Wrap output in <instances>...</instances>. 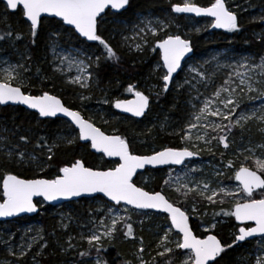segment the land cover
<instances>
[{
	"label": "snow or ice",
	"instance_id": "1",
	"mask_svg": "<svg viewBox=\"0 0 264 264\" xmlns=\"http://www.w3.org/2000/svg\"><path fill=\"white\" fill-rule=\"evenodd\" d=\"M0 4H3L6 10L22 12L25 22L29 25L33 46L37 44L38 30L44 14L59 18L57 21L59 28L65 31L74 30L79 37L98 42L103 52L93 59L91 56L82 55L79 49L75 52L65 51L60 44L59 30H54L48 36L49 46L58 61L53 71L63 75L65 64L69 67L74 65L76 68V74L66 81L68 84L78 85L81 89L87 90H91L94 86L98 87L97 70L101 66L102 57L105 61L118 59L110 42L98 34V18H101L106 10H115L114 14L127 10L130 0H0ZM171 11L209 16L214 18L213 28L225 29L229 32L239 30L237 16L229 10L225 0H212L207 7L197 6L191 0H184L182 4H173ZM171 22L170 18L167 22L159 21L155 26H149L141 21V26L134 27L136 35L151 33L156 39L155 48L159 49L163 61L162 69L166 70L161 77L165 93L169 91L174 74L181 69L182 60L193 51L191 42L181 38L180 35L157 36L156 28L164 32ZM65 26L71 27L68 29ZM5 39L14 41L22 39V36L9 30L0 34V41ZM141 39L148 43L146 36H141ZM135 48L142 51L143 45L136 43ZM30 60L31 57L28 56L25 63L20 64L13 63L6 57H0V105L9 103L24 105L27 109L35 110L41 118L57 117L58 114H62L63 117L68 118L66 121L68 132L56 137L51 144L48 142V137L37 138L35 147L42 153L46 150V159L21 150L19 145L10 147L5 143L6 163L36 164L42 170H46L54 162L55 149L59 147V142H63L66 146H74L79 141L90 142L91 149L107 157H117L118 162L115 167L102 170L86 166L82 159H74L70 163L59 166L54 178L27 179L10 171H4L0 173V189H2L0 218L38 212V207L33 202L34 196L43 197L44 201H54L59 198L70 199L82 195L101 194L100 199L103 205L98 207L95 213L103 214L99 216L98 224L95 220L91 221L93 227L89 229L87 235L81 234V239L87 241L88 250L79 252L81 257H87L91 250H94L97 253L95 264H107L100 258L103 250L102 239L113 237L117 231H121L126 237L132 236L133 223L130 221L133 214L147 217L150 221L151 216L146 210H153V215L163 214L165 223L156 228L155 234L160 237L157 244L158 250L150 261L143 258L146 250L141 237V246L137 255L139 264H209V262L219 264V259L223 258V254L229 249L254 237L258 238L256 245L258 255L255 257L254 264H264V143L257 146L259 155L255 159L254 168L242 163L237 169L231 162L229 163L228 167L234 172V179L239 182L235 192L220 186L219 180L216 181L217 187L213 188L211 186L213 181L192 179L189 173H194L196 169H189V173H186L183 178L174 177L169 172L159 190H147L146 187L137 186L134 182L137 170L144 169L146 165L179 166L184 165L186 160L198 156L199 153L192 150L198 147L196 142L203 141L210 150L212 142L216 141L228 149L229 136L235 128L239 127L243 130L253 119L264 124V106L249 113L245 111L239 98V93L244 92L246 88L248 93H256L249 96L250 100L259 98L264 104V90L257 86L264 85V57L259 63L237 62L228 73V78L210 97H204V94L191 83L186 75L183 84L178 85L177 90L188 85L196 90L197 95L189 97L191 109L186 124L175 134L179 135L181 141L186 142L187 146H167L160 150H153L150 155L134 154L129 140L118 134H105L92 119L85 118L81 111L66 106L56 95L48 91L37 95L26 91L31 86V77L25 75L31 71ZM193 72L200 78L197 82H204V86L207 87L206 81L211 77L196 66L189 69V74ZM40 75V69L37 68L36 76ZM46 79L47 77L44 78ZM44 80L41 83H44ZM126 91L132 93L135 99L116 98L113 102L105 94L106 98L100 103L108 104L124 113H131L134 117L144 116L150 106V97L141 91H136L135 86L131 84ZM81 99H88V97L81 93ZM164 127L165 125L162 124L161 128ZM261 131L264 132V129ZM19 141L29 143L30 137L20 135ZM247 151L250 155H256V151L251 148ZM248 158L246 156L245 160L247 161ZM221 175L226 176V173L217 171V176ZM166 190L174 191L177 194L176 199H170L166 195ZM257 190H260V198H256ZM194 194L210 206L223 205L227 199L232 198L234 203L231 210L221 209L219 214L235 217V220L241 223L254 222V226L239 227L238 232L234 233L232 243H224L215 234L198 238L189 225V213L185 207ZM237 196L240 198L236 199ZM196 203L197 201L193 200L192 212L198 214ZM141 225L143 227V222ZM99 227H102L104 231H98ZM160 233L163 235L161 236ZM173 237L176 239L174 240ZM32 239L35 240V237ZM73 239V237L69 238L68 247L75 249L76 245L71 242ZM0 244L6 246L9 253L17 259H23L32 248V243L28 242L26 246L21 243L17 250L11 244V234L7 240L0 238ZM170 244H174V247H170ZM45 246L41 245V247ZM36 255L41 253L38 252Z\"/></svg>",
	"mask_w": 264,
	"mask_h": 264
},
{
	"label": "rangeland",
	"instance_id": "2",
	"mask_svg": "<svg viewBox=\"0 0 264 264\" xmlns=\"http://www.w3.org/2000/svg\"><path fill=\"white\" fill-rule=\"evenodd\" d=\"M183 2L184 0H180L179 4H182ZM191 2L195 3V0H191ZM227 2H233V5L231 8H229V10L235 13L236 15H240L238 19V24H245L246 26L248 24H253V27H249L248 30V33L252 36V38L258 40L264 37V19H261V17H264V0H257L256 2H253L251 0H244V2H240L239 0H225V3ZM175 17L176 13L172 12L171 10L162 11L161 13L153 12L152 10H147L144 13H135L133 15V18L130 19V21L128 22L124 20L113 19L112 21H110L111 24L108 31H101L99 34L103 38L108 40L114 49L116 48L115 51H123L128 55L132 56V58H139V56H145L150 62V72L148 70L149 75L153 78L161 80V87H163V81L161 77L164 74V70L162 69V63L159 59V52L155 50L154 45L156 39L152 37L151 33H142L139 36L136 35L134 27L138 28L139 26H141V21H143L144 24H149V26H155L157 22H167L171 18L172 22L170 23L169 27L164 30V32H160L159 28H156L157 36L165 37L167 34L180 35L177 31L181 30V36H184L185 39H190L191 33H196L197 36L205 35L203 37L204 41H207L209 38H212L211 33L209 31L207 32L208 28L209 30H211V20H209L208 22H196L193 18L186 17L185 25L182 26L176 21ZM59 31L61 33L60 44L62 45L65 51L75 52L77 49H79L82 55L91 56L93 59L95 58V56H100L103 52V49L100 48L101 46L98 44V42L95 43L96 46L93 48H84L80 45L77 46L73 44L70 33L66 32L64 33V35H62L63 32H61V30ZM238 31H240V27L239 30L231 32L228 31L227 37L224 36L220 38V40L224 42L226 46H221L220 48L214 49L212 48L207 50L204 54H200L190 58L184 64L182 71L170 83V91L172 93H180L183 96V117L177 120L176 122H174L173 120L166 121L165 118L157 117L154 118L151 125L159 132H165L166 134H173L177 136L179 141L183 145L182 147L187 146V143L182 142L180 136L176 135L175 133L179 132L181 127H184L186 124L188 113L191 109L189 97H195L197 95L196 90L191 89L188 85H184L183 88L177 90V86L183 84L186 75L188 76L191 83L195 84L196 88L204 94V97H210L214 95L216 89L223 84L225 79L228 78V73L232 71V66L235 65L237 62L259 63L260 59L264 57V50L259 53H251L247 51L236 50L233 46H231L230 41L232 37H230V35L233 32ZM141 36H146L148 43H145L141 39ZM136 43H141L143 45L142 51L136 50ZM149 44L151 46H149ZM49 45L50 41H48V45L46 47V56L43 58L44 62H46L47 70L43 77H47V79L44 80L47 86V88L44 87V91H48L51 94L50 90L57 89L60 92V90L62 91L66 87L74 88L76 92L78 91V94L73 98L77 100V110L81 111L83 116H85L86 118H90L93 121L96 120L99 124L101 123V125H107L109 121L114 120L115 117L111 114L108 109H113V107H110V105L108 104L100 103V101L105 99L106 96L104 94V89L99 85V83L98 87L94 86L91 90L81 89L78 85L68 84L66 82L68 78L76 74V68L74 65L69 67L67 64H65L63 75L53 71V69L57 67L58 61L56 60V57ZM154 53L156 54L153 55ZM28 56V53H16L11 55H4L1 57H6L13 63L23 64L25 63L26 58ZM30 65L32 66L33 64L30 63ZM193 66L201 68V70L206 73L208 77H211V79H208L206 81L207 87L204 86V82H197L200 78L196 77L194 72L189 74V69ZM25 75L31 77V79L34 78L32 70L29 73H25ZM40 83L41 79L36 81V85L31 84L30 87L33 88L35 86H39ZM236 83L238 84V80L236 81ZM128 85L130 84H126L123 88L126 90ZM131 85L135 86L136 91H141L145 95H148L150 97V100L151 96L157 94V89L159 88V84L157 85L155 81H151L150 79H148L147 81L145 80L141 83L135 82ZM257 86L264 90V85ZM28 92L31 93L32 89L29 88ZM81 93L85 97H88V99H81ZM52 95L55 94L52 93ZM122 95L123 91L121 90L111 100L114 102L116 98L120 99ZM253 95H256V93H248L246 88L244 92L239 93V98L242 101V106L244 107L245 111L249 113L253 110H258L261 106H264V104H262V100L259 98L250 100L249 96ZM131 96H133L132 93H130L129 95L124 93V98L121 99H129ZM162 124L165 125L163 129L161 128ZM261 129H264V124H261L258 120L255 119L249 121L243 130H241L239 127L235 128L229 136L228 149H225L223 145L218 144L216 141L212 142L210 150L209 146L206 145L203 141L196 142L198 143V147L193 148L192 150L197 151L199 153L198 156L186 161L184 165H180L178 167H166L161 169L159 177H161L160 179H162V184L164 178L167 177L169 172H171L174 177L178 176L180 178H183L186 173H189V169H196L197 171H195L194 173H189L192 179L213 181L211 185L213 188L217 187L216 181L219 180L220 186L227 187L229 190L235 192L239 184L235 181L234 172L228 167V165L231 162L233 166L238 169L242 163H250L251 167H255V159L257 158V155H259V150L257 149V146L259 144L264 143V132H262ZM67 132L68 127H66L61 133H59L57 137L62 136ZM6 133L7 132L4 128L0 129V156H5L4 152L6 143ZM249 148L255 150L256 155H250L247 151V149ZM246 156L249 157L247 161L245 160ZM25 164L28 165L27 163ZM32 165L37 170L41 169V167L37 166L36 164ZM112 167H115V165ZM217 171L226 173V176L221 175L218 177ZM145 178H148V176H145ZM147 183H149V181H147ZM166 194L176 199L177 194L174 191L166 190ZM260 196L261 193L260 191H258L256 193V198H260ZM239 198L240 196L236 197V199ZM190 199H197L198 203L210 206L207 204L206 201L200 200L199 196L195 194ZM190 199L187 205H185L189 213V218L198 219L200 217L199 211L198 214L192 212L193 202H191ZM85 200L88 202L87 206L89 208L87 209L89 211H87L85 215L80 213V211L75 208L76 206H71V204H63L60 206L53 207V209L51 210V212L48 213L46 218L51 225V230L60 236L61 240L65 243L68 250L73 254L75 259L70 260L69 264H95V260L97 258V253L94 250H91L90 255L87 257H81L79 255V252L88 250L87 241L81 239V234L87 235L89 233V229L93 227L91 221L95 220L97 224L99 223V216L103 213H95V210L98 207H102L103 201L100 199V197L88 198ZM233 203L234 200L232 198L227 199V201L224 203L225 205L223 206V210L230 211ZM40 204L41 206H44L42 202H40ZM74 204L75 202H73L72 205ZM196 207L198 208L197 203ZM148 213L151 216L150 221L147 217L133 214L132 220L130 221L131 223H133V235L130 237H126L121 231H117L113 237H105L102 239V249L105 248V246L109 243L118 241L119 239L122 241H126L132 246H134V251L129 252V257L126 263L139 264L137 255L138 250L141 246L140 240L142 237L143 247L146 250L143 254V258L144 260L150 261L149 259L152 258V254L156 255V251L158 250L157 244L160 237L155 234L156 228L158 225L165 223V221L164 215H153V213L151 212ZM41 214H43V211L41 212ZM121 214L123 215V213ZM105 219L109 218L105 217ZM141 222H143V227L141 225ZM213 225H215V227H213ZM239 227L241 226L235 224L234 230L232 229L231 236L233 238L234 233L238 232ZM215 228L216 222H212L207 225H202L199 229H201V231L207 234H213V230ZM205 229H209V231H205ZM97 230L100 232L104 231L102 227H99ZM9 234L10 233L6 231V228H0V238L7 240ZM160 235L162 236L163 233H160ZM33 237H35V240L32 239ZM40 237H44V228L42 227L39 221H35L31 224H27V226H21L19 228L18 235H13L11 233V244L14 248L18 250V246L21 243H24L26 246L28 242H31L33 248V246L39 244L41 240H43L40 239ZM70 237L74 238L71 242L76 245L75 249L68 247V241ZM173 239L175 240L176 237H173ZM252 242L253 245L249 250H247L245 260L240 264H254L255 257L256 255H258L256 251L257 239L252 240ZM169 246L174 247V244H170ZM42 248L43 247H41L40 250H42ZM2 256H7V258H1ZM15 258V256L9 253L8 248L6 246L0 244V264H11L12 262H14ZM100 258L102 261H105L101 254Z\"/></svg>",
	"mask_w": 264,
	"mask_h": 264
},
{
	"label": "trees",
	"instance_id": "3",
	"mask_svg": "<svg viewBox=\"0 0 264 264\" xmlns=\"http://www.w3.org/2000/svg\"><path fill=\"white\" fill-rule=\"evenodd\" d=\"M180 0H130V6L127 10L113 14L107 11L103 17L98 20V34L101 31H108L110 27V21L113 19L130 21L135 13L146 12L152 10L153 12L170 11L173 4H179ZM244 2V0H239ZM256 2L257 0H251ZM212 0H195L197 6L207 7L210 5ZM233 2H227L226 6L231 8ZM237 21L239 19V14ZM185 18L183 15L176 14V21L184 26ZM194 21H205L208 19L194 18ZM240 31L233 32L230 37V44L236 50L247 51L251 53H259L264 50V37L261 39H254L248 33L249 27H253V24H238ZM66 28V27H65ZM100 28V31H99ZM104 28V29H103ZM69 29V28H68ZM11 30L15 34L22 36L19 40H3L0 41V57L4 55H11L16 53L25 54L28 53L31 57L30 63L31 70L34 74V78L30 80L31 84L36 85V81L39 79L44 80L46 70V62L43 58L46 56V47L48 45V36L54 30H61L64 33H70L73 44L82 46L84 48H93L96 46L95 43L88 44L81 40L73 32V30L65 31L59 28L57 20L44 18L41 19V24L38 30L39 38L35 46L31 43V36L29 32V25L25 22L22 16V12H9L5 9L3 4H0V34ZM211 33V37L207 41L203 40V35H196L191 33L190 42L193 47L194 55L206 53L209 49L220 48L226 46L224 42L220 40L222 37H227L228 31L214 32L207 29V32ZM180 36L182 35L181 30L177 31ZM193 34V35H192ZM185 38L184 36H182ZM219 38V39H218ZM102 49V47H100ZM116 49V48H115ZM99 50V49H98ZM118 59L105 61L102 57L101 66L99 67L98 77L99 85L104 89V94L110 99L115 97L121 90L124 98V93L129 95L123 87L126 84H133L135 82L141 83L150 79L155 81L159 86L157 94L151 96L149 109L146 114L140 119L129 118L118 113L115 108H108L111 114L115 117L114 120L108 122L107 125H101L96 120L94 121L96 126L100 127L106 134H118L125 137L131 142V150L134 154L149 155L152 154L153 150H160L163 147H182L183 145L179 141L178 137L173 134H166L165 132H159L151 124L154 118L161 117L165 118L166 121L173 120L176 122L183 117V96L180 93H172L169 89L166 93L161 87V80L153 78L149 75L150 62L145 56H139V58H132V56L119 50L115 51ZM154 53L153 55H155ZM155 57V56H154ZM149 62V63H148ZM37 68L40 69L41 75L36 76ZM149 70V72H148ZM96 74V73H94ZM147 78V79H146ZM44 87L47 88L45 82L40 83L39 86H35L32 89L31 94L37 95L44 91ZM29 88L26 91H29ZM51 94H55L59 97L66 106L77 110L78 102L73 97L78 94V91L74 88L66 87L60 92L57 89L50 90ZM159 93V95H158ZM120 98V99H121ZM85 117V116H84ZM86 118V117H85ZM66 127L67 123L63 119H40L34 112H29L21 107L5 106L0 107V129L6 130V143L10 147L19 145L21 150H25L37 156H43L46 159V150L42 153L35 147L37 138L39 136L48 137V142L51 144ZM20 135H27L30 137L29 143H23L19 141ZM74 159H82L85 165L94 169L107 170L114 166L116 162L107 161L102 156L95 155L91 152L88 144H82L78 142L74 146H66L63 143H59V147L55 149V159L51 167L46 170H37L33 165H20L6 163V157L0 156V173L4 171H10L21 178H54L59 166H63L66 163L72 162ZM222 163V162H221ZM251 166L250 163L246 164ZM161 170L150 169L146 170L142 174L138 175L134 182L137 186L146 187L147 190L156 189L159 190L162 185V179L159 177ZM145 176L148 178H145ZM149 181V183H147ZM151 181V182H150ZM0 193H2L0 189ZM167 195V194H166ZM170 199L173 197L168 196ZM197 201V199H190ZM87 201L85 199L78 200L71 206L80 211V213H87ZM36 205L39 208V212L32 217H22L13 221L0 222V228H6L8 233L13 235L19 234V228L27 224H31L35 221H39L44 228V237L41 242L33 246L32 250L29 251L28 255L23 259L15 258L11 264H69L70 260H74L73 254L68 250L65 243L61 240L57 233H54L51 229L49 221L46 219L47 215L53 209L52 206L44 205L41 206L39 201H36ZM199 215L198 219L189 218L190 227L194 234L198 238H203L207 233L201 231L202 225H207L212 222H216V228L213 230L218 239H221L224 243H232L233 237L231 236L232 229L235 228L233 217L224 216L221 213L224 205L206 206L205 204L198 203ZM200 205V206H199ZM86 207V208H85ZM43 211V214L41 212ZM92 211V210H91ZM41 245H46L41 249ZM253 245L252 241H246L239 246H233L226 253L223 254V258L219 259V264H240L245 260L247 250ZM134 251V246L126 241L118 240L109 243L101 251V255L107 264H127L129 252ZM41 255H36V253ZM35 256V260H33ZM155 256L152 254L151 257ZM1 258H7L2 256ZM149 259V258H148ZM152 259V258H151ZM149 259V260H151Z\"/></svg>",
	"mask_w": 264,
	"mask_h": 264
},
{
	"label": "water",
	"instance_id": "4",
	"mask_svg": "<svg viewBox=\"0 0 264 264\" xmlns=\"http://www.w3.org/2000/svg\"><path fill=\"white\" fill-rule=\"evenodd\" d=\"M202 7V6H201ZM9 12H12L11 10H8ZM107 11H110L111 13H115V10H106V12ZM123 11H125V10H121L119 13H121V12H123ZM119 13H116V14H119ZM176 14H180V15H183L184 17H192V18H199V19H209V20H211L212 21V24L214 23V18H212V17H209V16H205V15H200V16H197V15H195L194 13H176ZM104 16V14H102V17ZM44 18H48V19H55V20H57L58 21V19L59 18H54V17H50V16H48L47 14H44L43 16H42V18L41 19H44ZM24 19V18H23ZM100 18H98V20H99ZM25 20V19H24ZM28 24V23H27ZM66 28H69L70 29V27L71 26H65ZM211 29H212V31H214V32H221V31H227V30H225V29H218V28H213L212 26H211ZM73 32H74V30H73ZM76 35H77V37H79V34L78 33H75ZM81 40H83L84 42H86V43H88V44H92V43H95V41H87L85 38H83V37H79ZM181 38H183L182 36H181ZM183 39H185V38H183ZM189 40V39H188ZM190 41V40H189ZM155 46V45H154ZM191 46H192V44H191ZM193 48V47H192ZM156 49V48H155ZM158 52H159V49H156ZM192 55H193V51L191 52V53H188L187 55H186V57L184 58V60H182V62H181V69H182V67H183V64L188 60V59H190L191 57H192ZM159 56H160V52H159ZM160 61H161V63H162V65H163V61H162V59H161V57H160ZM181 69L180 70H178V73L181 71ZM164 71H166V70H164ZM177 73V74H178ZM177 74H174V78H175V76L177 75ZM172 82V81H171ZM170 82V83H171ZM59 98V97H58ZM133 99H135V97H132V98H129V99H127V100H133ZM5 106H12V107H21V108H23V109H25V110H27V111H29V112H34V113H36L35 112V110H32V109H27V107L26 106H24V105H13V104H11V103H9V104H7V105H0V107H5ZM117 110V112H119L120 114H122V115H124V116H127V117H129V118H134V119H140L141 117H134V116H132V114L131 113H124V112H122L121 110H118V109H116ZM147 111V110H146ZM37 115H38V113H36ZM38 117H39V115H38ZM40 119H56V118H58V119H63V120H65V121H67V119L68 118H66V117H63L62 116V114H58L57 115V117H48V118H41V117H39ZM77 132H78V130H77ZM106 134V133H105ZM108 135V134H107ZM110 135H112V134H110ZM80 143H82V144H88V146H89V148H90V150H91V152L92 153H94L95 155H100V156H102L105 160H107V161H117L118 162V158L117 157H107V156H104L103 155V153H97L94 149H91V147H90V142H84V141H80ZM191 159V158H190ZM189 159V160H190ZM186 161H188V160H186ZM185 161V162H186ZM180 166V165H179ZM165 167H178V166H176V165H168V166H157V167H153V166H151V165H146L145 166V168L144 169H138L137 170V174L134 176V179H135V177L138 175V174H140V173H143L145 170H150V169H158V170H160V169H163V168H165ZM236 181V180H235ZM238 184H239V182L238 181H236ZM1 191H2V189H1ZM257 191H260V190H257ZM100 195L101 194H93V195H82V196H80V197H72V198H70V199H64V198H59V199H57V200H54V201H44V199H43V197H40V196H34L33 197V202L36 204V201H41L44 205H48V206H52V207H56V206H60V205H62V204H66V203H70V202H76V201H78V200H81V199H88V198H95V197H100ZM38 207V206H37ZM147 212H151V213H153V210H146ZM38 212H39V208H38ZM38 212H36V213H22V214H20L19 216H17V217H10V218H0V222H7V221H13V220H15V219H18V218H22V217H32V216H35ZM161 215H163V214H161ZM234 218V222H235V224H237V225H239V226H241V227H243V225H251V226H254V222H250V221H247V222H244V223H241V222H239V221H236L235 220V217H233ZM189 225H190V222H189ZM175 231V230H174ZM193 234H194V232H193ZM195 235V234H194ZM255 239H258V238H256V237H254V238H248L246 241H252V240H255ZM246 241H244V242H246ZM244 242H240V244L241 243H244ZM211 262H209V264H210Z\"/></svg>",
	"mask_w": 264,
	"mask_h": 264
},
{
	"label": "flooded vegetation",
	"instance_id": "5",
	"mask_svg": "<svg viewBox=\"0 0 264 264\" xmlns=\"http://www.w3.org/2000/svg\"><path fill=\"white\" fill-rule=\"evenodd\" d=\"M191 18H192V17H191ZM193 19H194V18H193ZM155 50H156V49H155ZM156 51H157V50H156ZM157 52H158V51H157ZM193 55H194V51H193ZM193 55H192V57H193ZM192 57H191V58H192ZM159 59H160V56H159ZM188 60H189V59H188ZM188 60H187V61H188ZM187 61H186V62H187ZM186 62H185V63H186ZM185 63H184V64H185ZM184 64H183V66H184ZM182 68H183V67H182ZM181 71H182V69H181ZM181 71H180V72H181ZM180 72H179V73H180ZM179 73H178V74H179ZM178 74L175 76V78L178 76ZM175 78H174V79H175ZM174 79H173V80H174ZM170 86H171V85H170ZM170 86H169V89H170ZM132 97H134V95L131 96L130 98H132ZM112 135H113V134H112ZM149 155H150V154H149ZM99 156H100V155H99ZM160 170H161V169H160ZM145 171H146V170H145ZM145 171H144V172H145ZM140 174H142V173H140ZM140 174H138V175H140ZM138 175H137V176H138ZM137 176H136V177H137ZM136 177H135V178H136ZM244 226H246V225H244ZM247 226H248V225H247ZM203 238H204V237H203ZM241 244H242V243H241Z\"/></svg>",
	"mask_w": 264,
	"mask_h": 264
}]
</instances>
